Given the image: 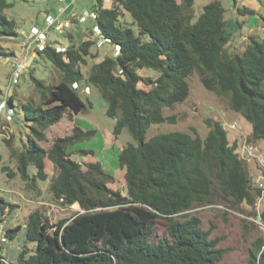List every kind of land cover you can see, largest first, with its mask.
Listing matches in <instances>:
<instances>
[{
	"label": "trees",
	"instance_id": "trees-1",
	"mask_svg": "<svg viewBox=\"0 0 264 264\" xmlns=\"http://www.w3.org/2000/svg\"><path fill=\"white\" fill-rule=\"evenodd\" d=\"M195 1L112 0L107 6L105 0H96L93 27L120 49L93 64L87 76L80 67L87 64L91 40L69 46L65 53L51 45L39 52L60 71L62 80L49 86L32 76L40 103L23 105L33 136L16 154L17 170L35 187L38 180L48 179L46 160L51 161L52 198L65 207L79 204L80 211L53 224L40 206L30 213L25 228L6 227L8 239L25 229L27 240L36 244L29 257L21 252L20 264H220L225 254L218 247L220 238L203 228L197 209L223 202L256 217L259 191L242 165L239 143L229 141L219 120H206L205 139L194 129L193 134L171 132L145 140L151 125L176 123V116H165L164 108L189 98L188 78L196 72L205 89L227 96L230 108L251 124L246 142L264 140V37H251L242 53L228 52L231 34L222 3L207 4L193 23L187 11ZM14 4L0 0V38L19 35L16 21L6 13ZM123 10L137 31L120 22ZM238 11L255 13L249 8ZM146 69L158 76H142L140 71ZM83 82L98 89L107 103V115L116 120L114 137L128 129L136 142L118 155L126 194L113 188L114 176L101 162L72 157L70 150L91 139L95 130L74 126L70 135L56 138L48 148L42 145L52 126L92 108L74 88ZM8 104L15 110L14 98ZM5 142L11 146L10 140ZM80 153L83 158L91 152ZM31 166L37 171L34 176ZM10 209L12 204L0 197V224ZM261 218L264 222V210ZM158 220L166 222V236L155 234ZM2 258L0 264H6ZM249 263L264 264V236L253 242Z\"/></svg>",
	"mask_w": 264,
	"mask_h": 264
},
{
	"label": "rangeland",
	"instance_id": "rangeland-1",
	"mask_svg": "<svg viewBox=\"0 0 264 264\" xmlns=\"http://www.w3.org/2000/svg\"><path fill=\"white\" fill-rule=\"evenodd\" d=\"M213 1L215 0L195 1L193 7L187 11L192 16L193 23L203 13L204 7ZM218 1L225 8V18L229 22L227 30L231 34V41L227 45L228 52L242 53L251 37H264V0ZM250 1H253L255 6H249ZM71 2V5L68 4V13L61 16V20L69 21L71 26L65 28L62 34L50 29L47 32L48 42L42 48L37 45L38 42L32 35V28L39 27L44 30L46 17L63 7L64 4L59 0H29L28 2L15 0L14 6L6 11L7 15L16 21L19 34L13 38H0V103L8 102L12 97L16 106L10 123L0 117V197L12 204V209L7 211L4 218L6 220L3 222V225L8 228L14 229L18 225L25 228L30 213L40 206L47 209V216L53 224L62 219L71 218L80 211L79 204L77 207L75 204L65 207L52 198L49 184L55 171L51 161L46 160L48 179L46 181L38 180L35 187H29L18 173L16 158V154L23 148V143L28 141L30 135L33 136L31 127L24 120L23 105L31 101L36 104L40 103V94L32 76L43 80L49 86H54L62 80L60 71L39 52L48 45L54 48L59 46L68 48L72 45L78 47L83 42L91 40L94 44L90 47V56L86 58L87 64L80 67L85 76L88 75L93 64L101 62L105 56L117 54V50L112 44L102 43L96 38L91 20L81 24L70 18L71 13L92 12L96 0H71ZM106 2L104 4L107 6L112 4V0ZM238 8H249L255 13L244 15L238 11ZM120 22L137 31L132 17L124 10ZM18 65L23 66V72L19 83L14 85L11 80ZM140 74L152 78L158 76L154 71L147 69L141 70ZM188 82L190 86L189 98L173 108H164V115L176 116V123L166 122L151 125L145 140L149 141L156 135L171 132L193 134L194 129L202 139H205L209 133L206 120L214 119L219 120L227 130L231 143L235 140L239 143L242 153V147L247 144V138L252 132L251 124L241 114L230 108L227 96H221L205 89L197 72L188 78ZM85 84L83 82L74 88H78L80 96L85 102L92 103V108L89 107L74 120H70L66 116L60 123L52 126L46 131L47 142H42V145L48 148L56 138L70 135L74 126H79L84 130H95V135L91 139L76 144L70 150L72 157L77 161L94 159L101 162L105 171L114 176L113 188L126 194V182L118 165V155L129 143L136 144V142L128 129H125L118 138L114 137L113 130L116 120L107 115V103L98 89L87 87L88 84ZM141 86L143 85L141 84ZM235 123L243 128L230 129L229 126ZM7 129H10V133L6 136ZM5 140H10L11 146ZM253 145L259 154L264 153V140ZM83 150H88L91 153L81 158L80 151ZM244 158L247 160L246 166L249 172L252 174L256 172V161L249 157ZM4 167H7V171H4ZM10 172H13L12 176H9ZM29 172L31 176H34L37 171L34 166H31ZM197 210L203 228L211 230L212 238H220L218 247L225 250L220 264H250L252 244L258 237L264 236V229L256 223L248 222L238 214L244 213L237 208H229L223 202L210 203ZM155 234L157 237L167 235L165 221L158 220L156 222ZM35 249L36 244L27 240L25 229H22L16 238L5 239L1 255L7 261L6 264H20L21 252L25 251L27 253L25 257H29Z\"/></svg>",
	"mask_w": 264,
	"mask_h": 264
},
{
	"label": "built area",
	"instance_id": "built-area-1",
	"mask_svg": "<svg viewBox=\"0 0 264 264\" xmlns=\"http://www.w3.org/2000/svg\"><path fill=\"white\" fill-rule=\"evenodd\" d=\"M109 1V0H106ZM60 3L64 4L63 7L59 8L53 14L46 17V28L42 30L39 27L32 28V35L36 38L35 41L38 42L39 47H44L45 44L48 42V34L47 32L52 29L57 33H64L65 28H69L71 23L69 21H62L61 16L68 13V4L71 5V0H59ZM70 18H73L79 21L81 24L89 22L91 20L93 22L96 19V13L94 11L87 13L84 12L82 14L79 13H71ZM96 38L102 41L105 44H111L110 40L107 39L102 31L99 28L93 27ZM115 49L118 51L120 48L115 46ZM57 52H66L67 48L64 47H57ZM23 72V66L18 65L17 69L12 75V84L16 85L19 83L21 74ZM14 110L11 108L7 101H2L0 103V117H3L6 122L10 123L13 119ZM230 129H242L243 127L237 123L232 124L229 126ZM6 136L9 135L10 129L5 131ZM5 136V137H6ZM242 155L244 157H249L250 159H254L256 162V172L251 175V186L259 191L258 201L255 205L254 211L256 212V217L248 215L247 213L239 214V216H243L250 223H256L264 229V222L262 221L261 214L264 210V153H258L257 148L253 144H244L242 147ZM219 208H224L223 206H218ZM4 223L0 224V252L2 248V244L7 238V228L3 225ZM1 255V253H0ZM2 262L7 263V261L2 258Z\"/></svg>",
	"mask_w": 264,
	"mask_h": 264
},
{
	"label": "water",
	"instance_id": "water-1",
	"mask_svg": "<svg viewBox=\"0 0 264 264\" xmlns=\"http://www.w3.org/2000/svg\"><path fill=\"white\" fill-rule=\"evenodd\" d=\"M241 162H242V165L243 166H246L247 165V160L245 158H242L241 159Z\"/></svg>",
	"mask_w": 264,
	"mask_h": 264
},
{
	"label": "crops",
	"instance_id": "crops-1",
	"mask_svg": "<svg viewBox=\"0 0 264 264\" xmlns=\"http://www.w3.org/2000/svg\"><path fill=\"white\" fill-rule=\"evenodd\" d=\"M252 5V6H255V3L253 1H250V4L249 6Z\"/></svg>",
	"mask_w": 264,
	"mask_h": 264
}]
</instances>
